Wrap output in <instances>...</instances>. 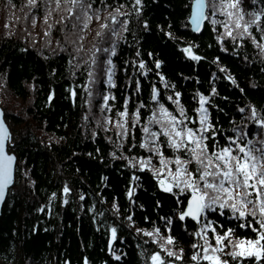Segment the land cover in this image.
I'll use <instances>...</instances> for the list:
<instances>
[{
	"label": "trees",
	"instance_id": "obj_1",
	"mask_svg": "<svg viewBox=\"0 0 264 264\" xmlns=\"http://www.w3.org/2000/svg\"><path fill=\"white\" fill-rule=\"evenodd\" d=\"M191 3L142 0L139 14L128 12V30L124 39L118 40L112 57L116 66L112 87L102 74L100 53L93 67L95 79H88L93 45L108 47L110 43L107 35L103 40L96 36L100 21L93 19L87 28L78 24L73 29L68 21L54 23L64 13L53 11L49 20L53 27L45 35L42 8L30 12L27 0H0V106L12 133L8 150L17 155L15 181L0 216V264H84L85 258L88 264H150L146 257L162 250L136 229L152 231L153 227L159 228L162 236L177 238L174 247L184 249L183 264H188L191 244L197 239L190 234L198 225L189 218L179 221L174 215L181 207L176 203L179 197L159 188L149 169L127 165L126 157L150 155L139 146L144 137L142 125L137 123L135 130L130 126L129 134L120 138L115 121L125 97L129 100V125L131 113L141 102L154 105L150 100L152 85L165 98L179 91L189 116L196 115L197 94L207 95L211 118L229 133L233 122L239 125L241 115H247L239 108L255 105L261 110L264 106V52L247 37L238 38L243 42L237 44L228 37L217 41L223 28L217 25L214 31L210 20L202 33L194 34L188 19ZM102 4L110 5L108 11L124 4L127 7L121 10L128 11L133 0H95L93 6ZM252 8L259 10L264 4L246 0L245 11ZM104 14L101 12L102 17ZM144 20L148 21L147 30ZM253 34L260 40L255 26ZM260 42L264 44V40ZM189 45L202 57L200 60H192L183 51ZM139 59L145 61L147 72L139 70L135 63ZM156 59L162 61L159 68L154 64ZM229 74L239 88L227 79ZM136 80L140 81L139 92ZM213 86L215 94L211 92ZM70 89L75 90V96ZM105 89L116 99L109 100L112 110L102 113L98 93ZM167 106L175 108L172 101H167ZM140 114L147 122L149 107L141 108ZM105 117H111L106 128ZM256 127L248 124L252 135ZM152 163L158 165L155 158ZM65 185L71 189L67 194L62 191ZM129 189H133L131 197L127 195ZM65 195L67 203L63 202ZM41 208L43 211H38ZM166 216L172 217L171 232L165 226ZM216 216L221 222L231 220L230 227L237 226V219L230 214ZM237 235L252 234L238 228ZM246 264H254V258H246Z\"/></svg>",
	"mask_w": 264,
	"mask_h": 264
},
{
	"label": "snow or ice",
	"instance_id": "obj_2",
	"mask_svg": "<svg viewBox=\"0 0 264 264\" xmlns=\"http://www.w3.org/2000/svg\"><path fill=\"white\" fill-rule=\"evenodd\" d=\"M247 2L251 4L255 0H247ZM94 3L95 0H27L30 12L34 9H43L42 20L47 25L45 35H48L53 27V24L49 23L53 11L64 13L54 23L68 21L71 22L73 29H77L78 24L87 28L93 19L100 21L96 36L103 40L107 35L110 43L108 47L93 45V52L89 57L91 65L88 68V79L89 81L95 79L93 67L98 64L97 54L100 53L102 55L99 57V64L103 66L102 74L106 77L105 82L115 87L116 66L112 57L117 52L118 40L124 39L123 33L128 30L126 27L129 23L128 12L134 11L139 14L142 0H133V7L128 11L121 10L127 7L124 4H118L112 11H108L110 5L102 4L94 7ZM261 3L264 4V0H261ZM245 4L246 0H192L188 19L198 32L205 20H210L214 31L217 25L222 26L223 33L216 36L217 41H223L224 37H228L237 44L243 42L238 38L247 37L264 52V44L260 42L264 40V26H262L264 8L245 11ZM101 12L105 13L103 17ZM218 15L223 16V19H217ZM36 19V15L33 14V24L36 23ZM143 26L147 30V20L143 21ZM253 26L261 34L260 40H257L253 34ZM167 35L170 36L171 33ZM79 39L82 40L83 36ZM82 47L81 44L80 48ZM80 48L76 50L77 54ZM191 49L192 46L189 45L184 47L183 51L192 60H200L202 57ZM224 50L228 51L227 48ZM148 55L153 54L148 53ZM128 63L124 61L125 65ZM135 63H138L141 72H147L143 59ZM161 63L159 59L154 61L156 68H159ZM224 70L223 67L220 68L221 72ZM161 79L163 80L162 76ZM227 79L239 88L234 76L229 74ZM85 87L88 88L89 85ZM140 87V81L136 80L137 92L140 91ZM167 87L168 84H165L166 89ZM240 91L243 92L244 89L241 88ZM70 92L75 96L74 89H70ZM211 92L216 93L214 86ZM98 94L102 99L101 112L111 111L113 106L109 104V100H115V95L107 89ZM88 95L91 97L93 93L89 91ZM197 95L199 106L194 110L196 115L189 116L181 103L179 91H174L165 98V95L152 85L150 100L154 105L148 106L141 102L140 107L131 113V125L127 120L129 100L127 97L123 98L122 110H116L117 136L120 138L127 136L129 127L135 130L136 124L140 123L144 137L139 146L150 153L147 156L126 157L127 165L149 169L156 177L159 188L179 197L176 203L181 207L174 213L179 221L191 218L198 225L190 234L197 239L191 244L188 264H246V258H254V264H264L262 260L264 257V106L261 110L255 105L239 108L241 114L247 112V115H241L239 125L233 122L229 133L211 118L206 107V102L210 103L209 97L203 93ZM167 101H172L175 108L167 106ZM143 107H149L147 122L141 119L140 110ZM2 115L3 112L0 110V200H3L8 185L13 183V163L16 160V156L6 150L5 141L9 138V130ZM109 122L111 117H105V128ZM97 123L99 124L100 121ZM249 123L257 126L255 135H252V129L248 128ZM250 136L252 138H249ZM166 152L169 154L165 155ZM111 155L115 156V153ZM153 158L158 161V165H153ZM135 178L133 176V179ZM62 191L67 194L71 189L65 185ZM132 191L133 189H129L127 193L129 197ZM55 196L56 193L53 192L52 197ZM80 199H83V194L80 195ZM63 202L67 203L66 195ZM112 207L116 208L117 205L113 203ZM38 211H43V208ZM217 213L220 216L226 217L230 214L235 217L238 221L237 226L230 227L231 220L221 222L216 216ZM127 219L131 221V216ZM163 219L166 221L165 226L171 232L172 217L166 216ZM238 228L247 229L252 235L247 237L237 235ZM136 231L145 232L162 250L152 251L146 257L150 264H177V262L183 264L184 249L174 247L177 239L175 236L171 234L162 236L161 230L156 227H153L152 231L139 228ZM111 233L115 238V227L111 228ZM84 264H88L87 258Z\"/></svg>",
	"mask_w": 264,
	"mask_h": 264
},
{
	"label": "water",
	"instance_id": "obj_3",
	"mask_svg": "<svg viewBox=\"0 0 264 264\" xmlns=\"http://www.w3.org/2000/svg\"><path fill=\"white\" fill-rule=\"evenodd\" d=\"M206 11H208V10L206 9ZM206 23H207V20H205V21L203 22L202 27H201V30L198 32V31H196V30L191 26V21L189 20V24H190V26H191V29H192V31L194 32V34H196V35H197V34H200V33H202V32L204 31V29H205V27H206V26H205ZM0 110H2V112H3V109H2L1 106H0ZM2 118H3V120H4L5 125L7 126L8 130H9V138L5 141V144H6V150L9 152V154H14V153H12V152H10V151L8 150L9 143H10V141H11V139H12V133H11V131H10V128H9L8 123H6V121H5L4 112H3ZM15 156H16V160H15L14 163H13V183L10 184V185H8V187H7L6 190H5V194H4V198H3V200H0V216H1V214H2V208H3V205H4L5 201H6V197H7L8 191H9L10 187L14 184V181H15V170H16L17 155H15ZM189 219H191V218H189Z\"/></svg>",
	"mask_w": 264,
	"mask_h": 264
}]
</instances>
